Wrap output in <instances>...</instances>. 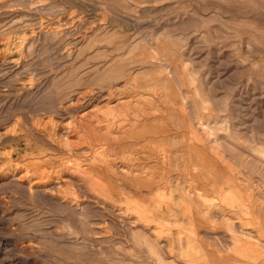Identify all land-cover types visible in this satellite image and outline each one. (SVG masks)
I'll list each match as a JSON object with an SVG mask.
<instances>
[{"label": "rangeland", "instance_id": "obj_1", "mask_svg": "<svg viewBox=\"0 0 264 264\" xmlns=\"http://www.w3.org/2000/svg\"><path fill=\"white\" fill-rule=\"evenodd\" d=\"M0 264H264V0H0Z\"/></svg>", "mask_w": 264, "mask_h": 264}, {"label": "bare ground", "instance_id": "obj_2", "mask_svg": "<svg viewBox=\"0 0 264 264\" xmlns=\"http://www.w3.org/2000/svg\"><path fill=\"white\" fill-rule=\"evenodd\" d=\"M27 92V91H26ZM98 99V98H97ZM74 103H76V102H74ZM71 104V103H70ZM80 104V103H79ZM104 105V104H103ZM123 105V104H122ZM67 106H69V105H67ZM94 107V106H93ZM101 107V106H100ZM74 108V107H73ZM76 108V107H75ZM80 108V107H79ZM79 108H77V109H79ZM83 108V107H82ZM110 108V107H109ZM63 109V108H62ZM67 109V108H66ZM91 109V108H90ZM104 109V108H103ZM86 110V109H85ZM99 111V110H98ZM100 111H102V110H100ZM58 112V111H57ZM56 112V113H57ZM76 112V111H75ZM54 113V112H53ZM92 114V113H91ZM54 115V114H53ZM84 115V114H83ZM58 117V116H57ZM59 119H60V117H58ZM68 118V117H67ZM91 118V117H90ZM97 119V118H96ZM146 119H148V118H146ZM141 120V119H140ZM144 120V119H143ZM92 121V120H91ZM134 121H136V120H134ZM64 122V121H63ZM62 122V123H63ZM52 123H53V121H52ZM96 123V122H95ZM137 123H139V122H137ZM150 125V124H149ZM58 126V125H57ZM154 126V125H153ZM60 127V126H59ZM56 128V127H55ZM98 128V127H97ZM148 128V127H147ZM146 128V129H147ZM162 129H164L163 128V126L161 127ZM57 129V128H56ZM96 129V128H95ZM81 130V129H80ZM153 130H155L154 128H153ZM152 130V131H153ZM61 131V130H60ZM64 131V130H63ZM72 131H73V129H72ZM66 132H68V131H66ZM99 132V131H98ZM148 132H149V130H148ZM155 132H156V130H155ZM63 133H65V132H63ZM57 134V133H56ZM144 134V133H143ZM148 134V133H147ZM137 135V134H136ZM141 135H142V133H141ZM146 135V134H145ZM72 136V135H71ZM96 136V135H95ZM143 136V135H142ZM78 137V136H77ZM93 137V136H92ZM101 137V136H100ZM59 138V137H58ZM142 138V137H141ZM70 139V138H69ZM76 139V138H75ZM147 139V138H146ZM150 139V138H149ZM152 139V138H151ZM158 139V138H157ZM156 139V140H157ZM73 140V139H72ZM148 140V139H147ZM165 140V139H164ZM70 141H71V139H70ZM88 141V140H87ZM144 141V140H143ZM155 141V140H154ZM163 141V140H162ZM86 142V141H85ZM145 142H146V140H145ZM153 142V141H152ZM158 142V141H157ZM155 143V142H154ZM159 143H160V141H159ZM60 144V143H59ZM90 144V143H89ZM157 144V143H156ZM107 145V144H106ZM139 145V144H138ZM146 145V144H145ZM83 146V145H82ZM81 146V147H82ZM158 146V145H157ZM92 147V146H91ZM101 148V147H100ZM154 148V147H153ZM162 148V147H161ZM164 148V147H163ZM74 150V149H73ZM77 150V149H76ZM100 150V149H99ZM145 150V149H144ZM151 150H152V148H151ZM163 150V149H162ZM165 150V149H164ZM163 150V151H164ZM83 151V150H82ZM91 151V150H90ZM77 152V151H76ZM147 152V151H146ZM92 153V152H91ZM148 153V152H147ZM147 153H146V155H147ZM103 154V153H102ZM152 155H154V154H152ZM161 155V154H160ZM159 158V157H158ZM100 159V158H99ZM158 161H159V159H158ZM167 161V160H166ZM64 162V161H63ZM69 162V161H68ZM158 163V162H157ZM34 164V163H33ZM63 164V163H62ZM68 165V164H67ZM64 166V165H63ZM66 166V165H65ZM161 166V165H160ZM26 167V166H25ZM89 167V166H88ZM103 167V166H102ZM52 168V167H51ZM91 168V167H90ZM97 168V166L96 167H94V169H96ZM98 168H100V167H98ZM20 169V168H19ZM24 169V168H23ZM58 169V168H57ZM60 169H63V167L62 168H59V170ZM109 169V168H108ZM162 169V168H161ZM164 169V168H163ZM21 170H22V168H21ZM31 170H33V169H31ZM44 170V169H43ZM54 170V169H53ZM97 170V169H96ZM99 170V169H98ZM17 171V170H16ZM41 170H39V172H40ZM49 171H51V170H48V174H49ZM62 171V170H61ZM107 171V170H106ZM14 172V171H13ZM22 172V171H21ZM20 172V173H21ZM44 172V171H43ZM46 172V171H45ZM19 173V172H18ZM108 173V172H107ZM25 174V173H24ZM35 174V173H34ZM63 174V173H62ZM156 174V173H155ZM40 175H42V174H40ZM93 175V174H92ZM108 175V174H107ZM32 176V175H31ZM31 176H29V177H31ZM100 176V175H99ZM102 176V175H101ZM14 177V176H13ZM33 177V176H32ZM36 177V176H35ZM52 177V176H51ZM111 177V176H110ZM17 178V177H16ZM20 178V177H19ZM65 178V177H64ZM73 178H74V176H73ZM8 179V178H7ZM38 179V178H37ZM54 179V178H53ZM140 179V178H139ZM149 179H150V177H149ZM148 179V180H149ZM6 180V179H5ZM17 180V179H16ZM41 180V179H40ZM64 180V179H63ZM73 180V179H72ZM147 180V181H148ZM46 181V180H45ZM51 181H52V179H51ZM62 181V180H61ZM68 181V180H67ZM78 181V180H77ZM23 182V181H22ZM36 182V181H35ZM17 183V182H16ZM42 183V182H41ZM48 183H49V181H48ZM52 183V182H51ZM57 183V182H56ZM55 182H54V185L56 184ZM71 183V182H70ZM73 183V182H72ZM103 183V182H102ZM59 184V183H58ZM145 184H146V182H145ZM34 185V184H33ZM53 185V186H54ZM28 186V185H27ZM31 186V185H30ZM47 186V185H46ZM66 186V185H65ZM99 186V185H98ZM102 186H104V185H102ZM106 186V185H105ZM24 187V186H23ZM32 187V186H31ZM45 187V186H44ZM55 187V186H54ZM60 187V186H59ZM26 188V187H25ZM37 188V187H36ZM43 188V187H42ZM62 188V187H61ZM67 188V187H66ZM32 189V188H31ZM29 190V189H28ZM27 190V191H28ZM34 191V190H33ZM53 191V190H52ZM29 192V191H28ZM36 192H37V190H36ZM43 193V192H42ZM30 196H31V193L29 194ZM37 195V194H36ZM35 195V196H36ZM39 196V195H38ZM41 196H42V194H41ZM40 197V196H39ZM48 197V196H47Z\"/></svg>", "mask_w": 264, "mask_h": 264}]
</instances>
